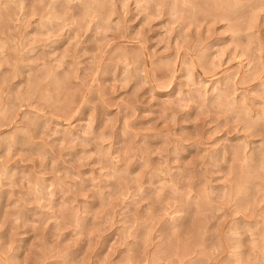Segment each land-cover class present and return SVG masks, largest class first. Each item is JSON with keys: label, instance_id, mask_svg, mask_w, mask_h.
Here are the masks:
<instances>
[{"label": "rangeland", "instance_id": "rangeland-1", "mask_svg": "<svg viewBox=\"0 0 264 264\" xmlns=\"http://www.w3.org/2000/svg\"><path fill=\"white\" fill-rule=\"evenodd\" d=\"M0 264H264V0H0Z\"/></svg>", "mask_w": 264, "mask_h": 264}, {"label": "bare ground", "instance_id": "bare-ground-1", "mask_svg": "<svg viewBox=\"0 0 264 264\" xmlns=\"http://www.w3.org/2000/svg\"><path fill=\"white\" fill-rule=\"evenodd\" d=\"M166 93H168V92H166Z\"/></svg>", "mask_w": 264, "mask_h": 264}]
</instances>
